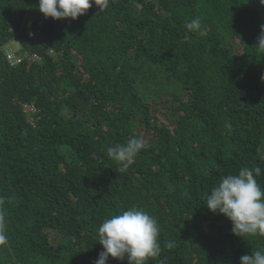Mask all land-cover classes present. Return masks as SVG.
Returning a JSON list of instances; mask_svg holds the SVG:
<instances>
[{
    "label": "trees",
    "instance_id": "1",
    "mask_svg": "<svg viewBox=\"0 0 264 264\" xmlns=\"http://www.w3.org/2000/svg\"><path fill=\"white\" fill-rule=\"evenodd\" d=\"M195 18L203 34L187 29ZM261 26L259 0H109L74 21L0 0V264H95L99 226L132 206L159 225L147 264H240L264 250V236L234 235L205 206L242 167H260L264 188ZM133 137L145 147L120 173L107 148Z\"/></svg>",
    "mask_w": 264,
    "mask_h": 264
},
{
    "label": "clouds",
    "instance_id": "2",
    "mask_svg": "<svg viewBox=\"0 0 264 264\" xmlns=\"http://www.w3.org/2000/svg\"><path fill=\"white\" fill-rule=\"evenodd\" d=\"M264 5V0H259ZM95 4L103 12L109 0H38V10L45 19L54 21L76 20ZM187 29L202 32L200 18L192 19ZM257 51L264 53V26L257 39ZM145 144L142 139L131 138L124 144L107 148V156L119 164L118 171L126 172L142 152ZM261 174L260 167H242L236 174L221 177L218 185L206 194L207 209L213 214L225 216L232 224V232L238 237L264 236V188L256 177ZM159 225L157 220L135 206L105 219L98 228L99 244L102 251L95 264H107L113 260L128 264H147L161 253L158 242ZM5 210L0 201V246L8 243ZM240 264H264V250H256L251 255L240 258Z\"/></svg>",
    "mask_w": 264,
    "mask_h": 264
},
{
    "label": "built area",
    "instance_id": "3",
    "mask_svg": "<svg viewBox=\"0 0 264 264\" xmlns=\"http://www.w3.org/2000/svg\"><path fill=\"white\" fill-rule=\"evenodd\" d=\"M35 33H37V31L30 32L29 33V37L35 36ZM51 52L52 51H49V53H51ZM4 54H5L6 58H7L9 66H15L21 60L17 55H15L14 51L11 50V49H5L4 50ZM23 58H25L27 60L28 64H30V63H32L34 61H39L40 60V57L38 55H36V54H30V55H28L26 57L23 56ZM23 109H24L25 113L34 112L35 111L34 108L28 107V106H24ZM28 121H29V123L32 124L31 119L28 118Z\"/></svg>",
    "mask_w": 264,
    "mask_h": 264
},
{
    "label": "rangeland",
    "instance_id": "4",
    "mask_svg": "<svg viewBox=\"0 0 264 264\" xmlns=\"http://www.w3.org/2000/svg\"><path fill=\"white\" fill-rule=\"evenodd\" d=\"M12 47L15 48V49H17L19 47V44H18V42L16 40L10 42V44L7 45L6 49H9V48H12ZM158 112L162 113L164 117L167 116L166 113H165V110H163V109L159 110Z\"/></svg>",
    "mask_w": 264,
    "mask_h": 264
}]
</instances>
